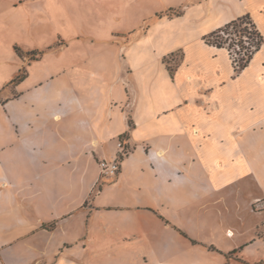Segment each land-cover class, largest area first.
<instances>
[{
  "label": "crops",
  "instance_id": "1",
  "mask_svg": "<svg viewBox=\"0 0 264 264\" xmlns=\"http://www.w3.org/2000/svg\"><path fill=\"white\" fill-rule=\"evenodd\" d=\"M0 2V264H264V0Z\"/></svg>",
  "mask_w": 264,
  "mask_h": 264
},
{
  "label": "trees",
  "instance_id": "2",
  "mask_svg": "<svg viewBox=\"0 0 264 264\" xmlns=\"http://www.w3.org/2000/svg\"><path fill=\"white\" fill-rule=\"evenodd\" d=\"M166 13L168 15H172V14L178 15L181 13V11L180 9H177V10L169 9ZM249 27L251 29H249ZM221 32L227 33L228 36H230L232 33H235V34L240 33L241 36H247L249 39L248 46H245L241 42L242 39L239 38L240 45H242L243 48H246V51L244 52V56L240 57L238 60V63L236 64L238 70L246 66V64L249 62L250 58L252 57V54L260 47L262 43H264V39L259 34V32L256 30L255 25L252 23L248 15L237 17L236 19H233L229 21L228 23L224 24L222 27H219L217 30L211 32L209 35H206L204 37L205 42L209 45H213L218 48L225 47L223 45L224 42L222 40L217 39L218 34ZM229 41L232 42L230 44L232 46V44L234 43V38L230 37ZM168 69L170 72H172V69L170 67Z\"/></svg>",
  "mask_w": 264,
  "mask_h": 264
},
{
  "label": "built area",
  "instance_id": "3",
  "mask_svg": "<svg viewBox=\"0 0 264 264\" xmlns=\"http://www.w3.org/2000/svg\"><path fill=\"white\" fill-rule=\"evenodd\" d=\"M249 29H251L249 27ZM235 36H237L235 34ZM242 44L248 46L249 39L247 36L242 37ZM233 48H226L228 52L231 54L232 59L235 64L238 63L240 57L244 56V52L246 48H243L239 43V37L234 39V43L232 44ZM129 152V146L125 142V137H120L117 141V153L116 156L112 160L102 159L98 161V165L100 167V176L105 178H113L116 177L120 171L122 159Z\"/></svg>",
  "mask_w": 264,
  "mask_h": 264
},
{
  "label": "rangeland",
  "instance_id": "4",
  "mask_svg": "<svg viewBox=\"0 0 264 264\" xmlns=\"http://www.w3.org/2000/svg\"><path fill=\"white\" fill-rule=\"evenodd\" d=\"M3 6H4L3 2H0V10L2 9ZM44 30H45V29H44ZM44 30L40 29L39 31H40V32H44V33H47V32L49 31V29H48V30H45V31H44ZM230 33H231V31H230ZM236 34H237V36H235V33H232L230 36H228L227 33H223V32H221V33L218 34L217 39H218V40H222V41L224 42L223 45H224L225 47L233 48V46L230 45L232 42L229 41V38L232 37V38L235 39L236 37H239V38L242 39V37H243V36L240 35V33H236ZM22 41H23V39H22ZM242 41H243V39H242ZM242 41H241V42H242ZM18 52L20 53L19 50H18ZM32 57L35 58V55L32 56Z\"/></svg>",
  "mask_w": 264,
  "mask_h": 264
}]
</instances>
